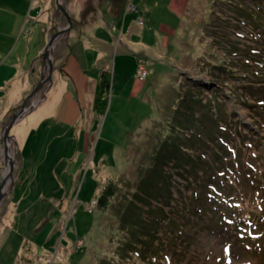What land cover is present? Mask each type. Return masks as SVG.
Listing matches in <instances>:
<instances>
[{"label": "rangeland", "instance_id": "1", "mask_svg": "<svg viewBox=\"0 0 264 264\" xmlns=\"http://www.w3.org/2000/svg\"><path fill=\"white\" fill-rule=\"evenodd\" d=\"M109 3L123 4L119 17L108 16L106 7L92 0L81 13L76 9L80 0L67 8L73 22L67 41L80 29L86 34L101 30V39H82L73 50L67 43V52H62L65 43L57 46L52 87L11 130L20 151L15 174L20 168L21 175H15L13 191L0 207V264H99L102 259L152 264L120 251L127 233L119 218L141 177L154 166L151 155L166 137L182 138L175 129L187 121L192 127L204 121L210 135L218 134L215 122L232 131L240 127L244 141L234 134L225 136L237 157L236 175L241 178L242 169L252 175L241 161L253 170L262 166L257 141L264 131L258 129L257 94L243 86L251 84L253 72L264 78V39L249 17L257 6L264 14V2L137 0L135 13L125 0ZM54 10V0H0V111L7 106L6 118L28 94L20 87L28 76L13 78L14 65L28 69L34 64L36 70L57 20ZM88 43L92 53L84 49ZM251 58L257 63L251 60L249 69L242 67ZM105 65L111 75L109 106L105 116L98 117L93 93ZM138 66L146 71L143 81ZM245 74L246 80L241 77ZM59 105L65 112L55 119ZM160 167L173 173L170 162ZM251 180L255 177L242 180L252 200L243 210H255L253 202L263 207L254 197H264V188ZM109 182H120L121 190L107 209L98 210L94 195ZM182 183L178 209L169 213L178 227L162 222L158 231L161 246L168 242V264H264V233L258 231L252 243L240 242L224 229L197 230L196 222L210 221L205 215L184 218L188 202L182 200L190 191Z\"/></svg>", "mask_w": 264, "mask_h": 264}, {"label": "trees", "instance_id": "2", "mask_svg": "<svg viewBox=\"0 0 264 264\" xmlns=\"http://www.w3.org/2000/svg\"><path fill=\"white\" fill-rule=\"evenodd\" d=\"M250 1H256L259 4L264 2V0ZM249 17L250 20H255V23L251 24L252 28L258 31V37L264 39V14L261 9L257 6L251 10ZM249 60L242 67L249 69L254 62L251 60L255 59ZM214 68L217 69V67ZM224 73L226 72H221V74ZM248 73L251 71L248 70ZM247 74L241 77L246 80ZM252 75H255V78L252 79L251 84L243 86V89L256 91L258 103L255 107L261 114V123L258 125V129L261 128L260 130L264 131V78L257 72H253ZM110 87L111 75L107 70H104L99 75L93 93V112L98 117L105 116L108 111ZM214 104L221 106V103H216V99H214ZM191 118H189L190 122ZM197 123L198 126H195L197 129L192 127L193 124L187 125L189 121L185 126H176L175 132L179 133L182 138L179 135H177L178 137L174 136V139L166 137L165 141L151 155L154 166L148 170L146 176L141 177L137 191L132 193L122 217L119 218L121 228L127 233L126 240L121 244V252L133 255L132 257L138 260H150L152 264H168L165 254L168 242L161 246L158 241V231L163 228L164 223L166 226L171 224L173 227H178L174 218L169 220V213L178 209L177 199L180 197L183 180L185 181L184 188L190 191V194L182 200L183 203L188 202L185 204L186 206H183L187 214L182 217L195 218V216L205 215L207 219H210V221L205 220L201 223L196 222L197 230H208L210 233H214L218 229H224L225 233L236 235L240 242L246 243L253 242L258 231L264 233V225H261L264 222V197L257 194L254 197V199L259 197L263 207L253 202V205L256 206L255 210H243L244 203L247 200L252 202V200L248 197V186L242 185L243 178L247 183L248 176H253L255 177L254 181H260V185L264 188V134L260 141H257L262 146L259 152L261 156H258L262 163L261 168L254 169V171L247 162L241 161L242 167H247L252 175L245 172L247 169H242V172H238L241 176L239 178L236 175L238 171L236 168L237 157L232 155L233 148H229L225 136L231 137L234 134L244 141L246 136H243L242 129L236 127L232 131L224 124L220 125L215 122L214 128L218 134L210 135L212 132L208 131L204 121ZM167 162L172 163V174H167L160 167H163ZM174 176L181 179L182 182L178 183ZM251 181L254 183L253 180ZM120 186V182H109L102 188L100 194L94 195L98 210L107 209L111 200L117 197L116 192L121 190ZM172 187L176 196L172 193ZM153 204H162V206L154 207ZM146 207L149 209L145 210ZM165 208L168 210H164ZM260 213L262 214L260 215ZM162 222L164 223L162 224ZM182 227L183 225L179 226L181 230ZM250 233L253 234L251 239L248 238ZM156 240L157 243L153 244ZM99 264L112 263L111 260L102 259Z\"/></svg>", "mask_w": 264, "mask_h": 264}, {"label": "water", "instance_id": "3", "mask_svg": "<svg viewBox=\"0 0 264 264\" xmlns=\"http://www.w3.org/2000/svg\"><path fill=\"white\" fill-rule=\"evenodd\" d=\"M54 6V15L57 20L60 18L64 21L65 25H61L57 20L54 22L53 29L48 33L46 45L36 60L38 64V75L34 79L35 81L32 84L30 92L24 97L22 106L12 111L0 129V160L2 164L0 168V207L13 191L15 183L16 154L18 148L15 137L10 134L11 130L27 113L35 109L43 101L45 94L50 90L52 86L51 78L55 70V50L59 44L68 40L69 33L73 28V22L67 13L65 0H54ZM34 73H36L35 70H33V75ZM38 96H41V98L39 99Z\"/></svg>", "mask_w": 264, "mask_h": 264}, {"label": "crops", "instance_id": "4", "mask_svg": "<svg viewBox=\"0 0 264 264\" xmlns=\"http://www.w3.org/2000/svg\"><path fill=\"white\" fill-rule=\"evenodd\" d=\"M78 1L79 0H67V3H66V7L67 8H69L70 7V5H73V6H75L76 5V3H78ZM87 1L89 2L90 0H80V5H76V9H78L77 10V12L79 11V13H81V11H83L82 9L80 10V8H84V6H85V4H87ZM94 3H99V5L101 6V7H106L105 9H106V11H107V13H108V16H120L121 14H122V12L124 11V9H123V4L122 3H120V4H117V3H109V0H92ZM126 1V0H125ZM136 1L137 0H131V5H133V8H134V11H133V13H135L136 12V10L139 8V5H137L136 4ZM131 13V12H130ZM112 20H113V23H112V25H114V18H112ZM65 25V24H64ZM110 27H112L111 25H110ZM113 29V28H112ZM100 33H102V31L101 30H99V31H96L95 29H93L91 32H87V34H86V32L84 31V30H78V31H76L75 32V36L70 40V41H65L64 43V49H62V52H67V47H65L66 45H67V43L69 44L70 43V50H73V45H78V42H80L82 39L83 40H86V41H88V42H91V43H96V41H100ZM48 35V34H47ZM78 41V42H77ZM69 47V46H68ZM85 50H86V52L87 53H92L91 51H89L90 49H91V47H90V45H89V43L86 45V47L84 48ZM36 64V63H35ZM34 65V64H33ZM33 65L32 66H30L28 69H26V68H24L23 66H22V64H19V63H16L15 65H14V68H13V70H14V74H13V78L17 75V74H19V76L20 77H22L23 75H27L28 76V78H27V80H26V83H25V85L23 84L22 86H20L21 87V89H22V93H23V95L25 96L27 93H29V91L31 90V88H32V84H34V79H36V77H37V75H38V64H36V73H34V75H33V70H32V67H33ZM105 68H107V65H105L104 67H102V69L100 70V73L102 72V71H104L105 70ZM54 73V72H53ZM33 75V76H32ZM100 75V74H99ZM99 77V76H98ZM92 80V79H91ZM90 80V81H91ZM93 80H94V78H93ZM96 82H97V80H96ZM96 85V84H95ZM52 87V86H51ZM89 87H90V85H89ZM86 88H87V86H86ZM91 88V87H90ZM4 106V105H3ZM7 108V106L5 105L4 106V109H3V111H0V125L5 121V119H6V116L7 115H4V111H5V109ZM9 112V111H8ZM7 112V113H8ZM11 112V111H10ZM64 112H65V108H63L62 106H60L59 105V107L57 108V110H56V115H55V119H61L62 118V115L64 114ZM6 113V112H5ZM93 113V112H92ZM17 144V143H16ZM17 148H18V152H17V154H19V156H20V151H19V146L17 145ZM21 164V163H20ZM0 165H1V161H0ZM16 176H20L21 175V169L19 168V171H17L16 172V174H15ZM15 180H16V177H15Z\"/></svg>", "mask_w": 264, "mask_h": 264}, {"label": "built area", "instance_id": "5", "mask_svg": "<svg viewBox=\"0 0 264 264\" xmlns=\"http://www.w3.org/2000/svg\"><path fill=\"white\" fill-rule=\"evenodd\" d=\"M127 1H130V0H127ZM130 10H134L133 7H130ZM142 68L140 66H138V71H137V74L139 76V80L143 81L147 78V74H146V71L142 72L141 70Z\"/></svg>", "mask_w": 264, "mask_h": 264}, {"label": "flooded vegetation", "instance_id": "6", "mask_svg": "<svg viewBox=\"0 0 264 264\" xmlns=\"http://www.w3.org/2000/svg\"><path fill=\"white\" fill-rule=\"evenodd\" d=\"M59 23L63 22L60 18L57 20Z\"/></svg>", "mask_w": 264, "mask_h": 264}]
</instances>
